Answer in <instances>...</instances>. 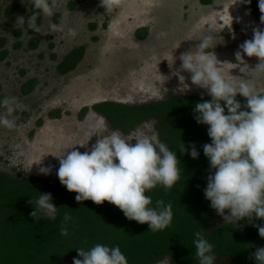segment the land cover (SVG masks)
Wrapping results in <instances>:
<instances>
[{
    "label": "rangeland",
    "instance_id": "1",
    "mask_svg": "<svg viewBox=\"0 0 264 264\" xmlns=\"http://www.w3.org/2000/svg\"><path fill=\"white\" fill-rule=\"evenodd\" d=\"M13 4L18 13L9 16ZM100 5L101 0H55L53 15L40 13L36 26L28 29L24 20L35 10L32 0H0V50L8 49L0 59V102L8 98L12 107L7 114L1 103L0 115L7 114L11 121L0 124L1 173L58 177L55 156L73 147L83 153L96 136L118 130L92 108L96 103L140 104L170 94L208 96L191 83L188 72L180 71L178 59L195 52L206 36L214 37L213 50L225 62L221 68L226 79L250 81L264 91V73L254 70L257 58L244 56L249 67L235 60L239 45L252 38L253 27L264 28L241 0H126L111 10ZM17 41L21 45L15 47ZM76 47L83 48L82 58L72 70L59 73L58 64ZM30 79L35 87L23 94L22 86ZM54 112L58 115L52 116ZM141 133L157 135L155 120H145L123 135L135 139ZM40 167L52 171L43 175ZM221 222L216 214L211 227ZM228 262L227 257L215 260ZM154 264H169V258Z\"/></svg>",
    "mask_w": 264,
    "mask_h": 264
},
{
    "label": "clouds",
    "instance_id": "2",
    "mask_svg": "<svg viewBox=\"0 0 264 264\" xmlns=\"http://www.w3.org/2000/svg\"><path fill=\"white\" fill-rule=\"evenodd\" d=\"M54 2L32 0V5L44 17H51ZM241 2L250 4L251 0ZM124 3L126 0H101L100 6L111 10ZM258 7L260 24L264 25V0H259ZM19 19L24 20L23 17ZM36 19L35 11L28 20L34 23ZM252 32V38L239 45L235 60L237 64L249 67L244 56L255 57L258 63L254 70L264 73V28L253 27ZM70 34L75 35L74 32ZM213 39L212 36L204 37L195 45V52L190 50L178 57L180 71L188 72L191 83L205 89L211 97L210 101L196 103L194 108L196 122L208 126L207 134L211 139V143L203 145L211 169L204 196L224 224L242 229L240 221L246 219L264 238V226L255 223L256 220L264 221V91L258 90L250 81L225 78L221 68L225 62H221L213 50ZM238 95L246 104L237 100ZM0 103L7 107V114L12 112L8 98ZM7 114L0 115V124L11 123ZM96 137L95 144L83 153L73 147L64 155L55 156L59 160L56 175L60 183L69 192L77 193L78 203L91 200L100 205L107 201L119 208L127 219L147 223L153 232L168 228L173 219L172 205L157 200L155 207H151L153 201L146 192L157 185L171 189L180 181L181 161L176 151L170 150L156 134L141 133L135 139H129L119 130H113L110 135ZM178 150L190 154L193 159L199 156L195 144L186 146L182 141ZM30 171L31 168L25 172ZM51 171V167L39 169L43 175ZM38 193L31 216L55 220L59 208L52 202V195ZM38 212L41 213L39 217ZM71 219L66 212L61 222V235H68L67 222ZM194 236L199 264H215L213 245L200 231ZM77 252L80 258H74L73 264H128L119 246L98 243L88 250L77 248ZM249 258L256 264H264V247H256Z\"/></svg>",
    "mask_w": 264,
    "mask_h": 264
},
{
    "label": "trees",
    "instance_id": "3",
    "mask_svg": "<svg viewBox=\"0 0 264 264\" xmlns=\"http://www.w3.org/2000/svg\"><path fill=\"white\" fill-rule=\"evenodd\" d=\"M209 1L202 0L203 3ZM245 7L260 21L261 13L255 0L245 3ZM9 11V16L18 13L14 4ZM35 11L37 19L30 23L28 19ZM39 18V10H33L27 14L24 24L33 29ZM20 33L15 31L17 36ZM20 45L21 41L15 43V47ZM7 54V48L1 49L0 59ZM82 56V47L72 49L58 64V72L72 70ZM35 84L34 79L25 82L23 94L29 93ZM3 97L1 94L0 98ZM210 100V96L170 94L165 99L140 104L103 101L92 106L122 134L129 133L145 120L154 119L159 140L176 151L181 161L180 181L171 189L157 185L146 192L152 198L151 207H155L157 200L172 205L173 219L168 228L153 232L147 223L127 219L119 208L107 201L100 205L91 200L78 203L77 193L69 192L58 177L14 178L0 172V264H73L74 258H80L77 248L88 250L98 243L119 246L128 264H154L165 257L169 258V264H199L194 245L197 231L213 245L216 258H229L227 264H256L249 257L256 247H264V238L259 236L258 228L246 219L240 221L242 229H234V225L224 222L211 227L217 212L204 196L211 169L203 153V145L211 143V139L207 134L208 126L198 124L194 118L196 103ZM237 100L246 104L242 96H237ZM182 141L186 146L195 144L198 158L179 152ZM38 192L52 195V202L59 208L55 220L31 216ZM66 212L72 219L67 222L68 235L63 236L60 229ZM40 215L38 212V217ZM255 223L264 226V221L256 220Z\"/></svg>",
    "mask_w": 264,
    "mask_h": 264
},
{
    "label": "flooded vegetation",
    "instance_id": "4",
    "mask_svg": "<svg viewBox=\"0 0 264 264\" xmlns=\"http://www.w3.org/2000/svg\"><path fill=\"white\" fill-rule=\"evenodd\" d=\"M79 62V61H78Z\"/></svg>",
    "mask_w": 264,
    "mask_h": 264
}]
</instances>
